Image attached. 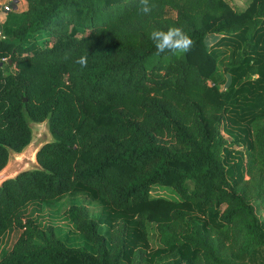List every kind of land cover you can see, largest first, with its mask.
<instances>
[{
  "label": "trees",
  "instance_id": "16d2710c",
  "mask_svg": "<svg viewBox=\"0 0 264 264\" xmlns=\"http://www.w3.org/2000/svg\"><path fill=\"white\" fill-rule=\"evenodd\" d=\"M24 1L0 38V169L30 122L47 120L53 140L43 170L0 187V238L20 231L0 264H264L250 203L264 208V0H156L146 16L139 0ZM173 26L191 50L156 55L149 33ZM74 193L99 204L64 210L87 247L24 214Z\"/></svg>",
  "mask_w": 264,
  "mask_h": 264
},
{
  "label": "rangeland",
  "instance_id": "374dc122",
  "mask_svg": "<svg viewBox=\"0 0 264 264\" xmlns=\"http://www.w3.org/2000/svg\"><path fill=\"white\" fill-rule=\"evenodd\" d=\"M236 4L239 7L244 6L248 0H235ZM25 3V2H24ZM22 4L19 10L12 12L11 14L7 15L4 19V24L7 28H11L12 26L16 25L20 19L21 13L25 9V4ZM174 11L168 10V16H174ZM226 56H221L219 59V72H222L223 64L228 60ZM12 70V69H10ZM226 78H229L226 74ZM225 87V84L222 85ZM233 149L240 150L241 148L233 145ZM151 194L153 196H163L173 200H179V194L173 190L172 188H167L159 185H155L151 189ZM79 203L84 202L91 214H96L99 210V204L97 202L91 201L85 197L83 193H74L67 195L66 198L54 202V203H43L40 201H31L24 206V214L26 217L33 218L39 226L46 227L47 225H53L55 227L56 235L63 239L69 245H83L86 246L90 244L84 237V239L79 235L76 231L73 223L65 216L64 210L70 203ZM250 203L255 208V214L262 223V227L264 229V208L261 207L259 201L255 198L250 199ZM148 229V238L150 247L156 248L160 246L159 243V236L157 234V230L155 228V223H147ZM101 232L106 231V227L102 226L100 228ZM19 230L14 228H10L1 238H0V257H2L7 250H9L12 246V243L16 239L19 234ZM87 247V246H86ZM239 264H250L245 262V260H237Z\"/></svg>",
  "mask_w": 264,
  "mask_h": 264
},
{
  "label": "water",
  "instance_id": "95a60500",
  "mask_svg": "<svg viewBox=\"0 0 264 264\" xmlns=\"http://www.w3.org/2000/svg\"><path fill=\"white\" fill-rule=\"evenodd\" d=\"M29 128L31 130L30 140L19 152L7 147V161L0 169V187L7 180L15 179L26 171L43 170L38 163L37 156L41 149L53 140L47 120L41 123L30 122Z\"/></svg>",
  "mask_w": 264,
  "mask_h": 264
},
{
  "label": "clouds",
  "instance_id": "9594fccd",
  "mask_svg": "<svg viewBox=\"0 0 264 264\" xmlns=\"http://www.w3.org/2000/svg\"><path fill=\"white\" fill-rule=\"evenodd\" d=\"M156 0H139L137 15H150L157 8ZM149 38L153 41L156 55L165 52L173 54H186L191 50L193 40L181 27H169L167 30L153 29L149 33ZM67 59V57H65ZM82 69L87 67L88 52L74 60Z\"/></svg>",
  "mask_w": 264,
  "mask_h": 264
},
{
  "label": "built area",
  "instance_id": "2783aa9c",
  "mask_svg": "<svg viewBox=\"0 0 264 264\" xmlns=\"http://www.w3.org/2000/svg\"><path fill=\"white\" fill-rule=\"evenodd\" d=\"M24 0H0V38H4L2 25L6 16L14 11H17L22 6ZM2 62H6L7 58H1Z\"/></svg>",
  "mask_w": 264,
  "mask_h": 264
},
{
  "label": "crops",
  "instance_id": "0c3cea01",
  "mask_svg": "<svg viewBox=\"0 0 264 264\" xmlns=\"http://www.w3.org/2000/svg\"><path fill=\"white\" fill-rule=\"evenodd\" d=\"M24 2H25V1H24ZM24 2H23V3H24ZM235 3H236V2H235ZM24 4L26 5V3H24ZM246 4H247V3H246ZM246 4H245L244 6H242V7H239L238 5H237V6H238L240 9H243V8L246 6ZM25 7H26V6H25Z\"/></svg>",
  "mask_w": 264,
  "mask_h": 264
}]
</instances>
